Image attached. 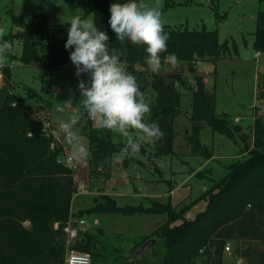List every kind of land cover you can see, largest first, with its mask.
I'll use <instances>...</instances> for the list:
<instances>
[{
  "label": "trees",
  "instance_id": "trees-1",
  "mask_svg": "<svg viewBox=\"0 0 264 264\" xmlns=\"http://www.w3.org/2000/svg\"><path fill=\"white\" fill-rule=\"evenodd\" d=\"M117 2L138 5V0H95L91 12L97 27L108 35L110 52L125 62L126 70L136 77L146 102L151 105L145 122L158 124L163 136L155 140H141L138 134L133 136V142L140 144L139 153H133L127 141L113 139L111 130L93 128L85 132L89 146L88 174L109 177L114 154L121 156L123 166L139 161L136 155L143 156L152 166L154 158L176 154L174 126L175 119L182 113V88L191 95V129L187 139L192 152L206 150L199 140L204 123L235 142L240 125L229 119L226 112H217L215 92L206 89L204 75L197 68L199 62L216 61L230 55L228 42L219 41L217 29L163 24L168 34V47L161 53V67L168 54L175 53L177 61L185 63L187 70L152 72L143 45L120 44L109 30V8ZM38 16L40 20L36 19ZM69 23L48 24L43 13H34L29 22L12 16L14 30L0 36L11 44L12 58L25 65L58 69L72 63L70 50L64 48ZM26 27L29 32L24 30ZM18 41L21 42L19 55L14 48ZM252 45L255 51L264 52V10L257 13ZM233 48L237 49L236 44ZM3 74L5 80L11 77L7 66L3 67ZM259 98L264 99V88ZM252 128L253 143L246 146L247 157L230 162L220 178H209L210 185L189 203L174 206L169 201L147 199L145 205H118L114 197L101 194L93 205L73 213L71 202L77 193L75 170L61 160L63 149L47 133L44 121L33 114L21 96L6 93L0 101V264H62L65 250L62 228L69 216L96 212L164 214V222L134 247L137 250L146 240L160 235L164 239L163 264H196L200 256L206 257L207 264H225L224 250L229 241L236 243L234 252L246 264H264L262 116L254 118ZM241 135L243 139L247 136L246 133ZM125 147L128 151L122 155ZM205 155L209 156L208 151ZM204 173L206 170H198L195 176L203 178ZM199 201H204V208L186 217ZM100 233L99 228L95 232L80 231L74 247L89 253L93 250L95 254L102 247L97 236Z\"/></svg>",
  "mask_w": 264,
  "mask_h": 264
},
{
  "label": "rangeland",
  "instance_id": "rangeland-1",
  "mask_svg": "<svg viewBox=\"0 0 264 264\" xmlns=\"http://www.w3.org/2000/svg\"><path fill=\"white\" fill-rule=\"evenodd\" d=\"M94 3L95 0H0V35L14 30L12 16L29 22L34 13H43L48 24L70 22L71 17L77 14L94 18L91 12ZM138 6L159 8L163 24L173 27L198 29L205 26L217 29L219 41L228 42L231 49L230 55L216 61L200 62L197 68L201 73L206 72L203 73L207 79L205 86L207 90L215 92L217 112H226L229 119L240 125L241 131L236 134L235 142L212 131L211 127L204 123L199 140L206 150L201 153L192 152L187 139L191 127L186 123L189 121L187 113L191 111V95L182 88V113L174 126L173 147L176 154L154 158L158 169H150L151 165L141 155L136 157L145 163L137 161L127 166L119 162L120 155L114 154L111 157V172L119 181L116 188L119 194L115 197L118 205H145V194L154 200L169 201L174 206L189 203L210 185L209 178H220L226 173L230 162L247 157L246 146L253 143V120L256 116H262L264 122V99L259 98L264 88V54L256 60L252 45L257 13L264 10V0H138ZM36 19L40 20V16ZM24 30L29 32L30 29L26 27ZM233 44H236L237 49L233 48ZM14 48L15 53L19 55L21 42H15ZM4 66L11 72L8 80H5L3 74ZM186 68L185 63L177 61L175 65H171L166 60L159 70L186 71ZM187 76L190 77L188 74ZM89 79L87 73L77 76L72 63L62 68L49 69L38 64L25 65L17 58H12L9 53L0 58V101L8 92L21 96L33 114L44 121L47 133L62 147L64 154H72V145L65 138L59 124L74 115L79 116L74 134L78 135L79 142L86 146L88 156L89 146L84 133L93 128L100 129L89 118L78 88L80 80L87 83ZM150 92L153 97L154 93L151 90ZM242 133L247 134L245 139L241 138ZM137 134L141 140H146L143 134H139L135 129L129 132L131 137ZM112 137L114 140L128 141V137L114 131ZM207 151L208 157L214 153L213 160H206ZM87 156L82 162L76 163L77 169H74L76 184H81L82 188L78 189L80 191L77 190L72 198L73 213L93 205V195L98 198L101 194L83 192L99 183L104 184L110 177L90 176ZM193 170H206L207 173L201 176L203 178H199L191 174ZM204 205V201H199L189 213L193 216L203 209ZM85 218L88 222L97 218L98 227L103 230L97 235L102 247L95 254L93 250L90 251L91 264H163L164 239L160 235L151 237L155 238V242L138 256L134 247L143 236L150 234L164 222V214L124 215L96 212L86 215ZM98 227L89 230L95 232ZM226 245L229 250H224L225 264H246L244 260L238 261L239 258L234 252L235 242L229 241ZM64 256L65 250L63 259ZM196 264H207L206 257H198Z\"/></svg>",
  "mask_w": 264,
  "mask_h": 264
},
{
  "label": "clouds",
  "instance_id": "clouds-1",
  "mask_svg": "<svg viewBox=\"0 0 264 264\" xmlns=\"http://www.w3.org/2000/svg\"><path fill=\"white\" fill-rule=\"evenodd\" d=\"M108 28L120 43L143 45L147 64L152 72L161 67V53L167 50L168 34L164 31L161 11L157 7L138 6L136 3H113L109 8ZM109 39L105 31L97 27L94 18L73 15L67 30L64 48L79 76L87 73L90 79L78 82L80 96L89 118L102 130H111L128 137L133 153H139L140 144L133 142L129 135L135 129L146 140L163 136L158 124L145 122L151 105L146 102L136 77L126 70L125 62L108 48ZM12 52V46L0 36V58ZM167 60L171 65L177 62L175 53H169ZM79 116L61 121L59 126L65 138L72 145L69 157L76 163L87 156V148L74 134ZM125 147L122 155L127 153Z\"/></svg>",
  "mask_w": 264,
  "mask_h": 264
},
{
  "label": "built area",
  "instance_id": "built-area-1",
  "mask_svg": "<svg viewBox=\"0 0 264 264\" xmlns=\"http://www.w3.org/2000/svg\"><path fill=\"white\" fill-rule=\"evenodd\" d=\"M263 52L255 51V58L258 59ZM71 154L65 153L61 158L63 162L71 167L73 170L77 169L76 162L72 161L69 157ZM60 160V159H59ZM79 187V188H78ZM82 188V185L77 186V190ZM80 191V190H78ZM77 191V192H78ZM172 190L169 192L171 193ZM191 214L188 212L186 217H190ZM86 216H75L74 214L70 215L66 223L64 224L62 231L65 238V256L62 264H91L92 255L87 251H80L74 247L75 242L78 240V235L80 231L89 230L92 227H95L99 224L97 218H93L91 222H88L85 218ZM55 226H58V223H55ZM226 250H229V246H225ZM238 261H242L241 258Z\"/></svg>",
  "mask_w": 264,
  "mask_h": 264
},
{
  "label": "crops",
  "instance_id": "crops-1",
  "mask_svg": "<svg viewBox=\"0 0 264 264\" xmlns=\"http://www.w3.org/2000/svg\"><path fill=\"white\" fill-rule=\"evenodd\" d=\"M263 54H264V52H263ZM262 54V55H263ZM262 55L260 56V57H262ZM259 57V58H260ZM258 58V59H259ZM256 59V58H255ZM257 60V59H256ZM199 65H200V62L197 64V67L199 68ZM204 74H206V72L204 71L203 72ZM203 74V75H204ZM204 79H205V85H206V77H205V75H204ZM188 114V119H189V113H187ZM180 116V115H179ZM178 116V117H179ZM177 117V118H178ZM237 117V116H236ZM177 118L175 119V121L177 120ZM186 123H187V125H190V121H186ZM214 156V153H212V155L210 156V157H207L206 158V160H213V157ZM119 162L121 163V157H120V159H119ZM138 162H140V163H145L143 160H141V159H139V161ZM122 164V163H121ZM155 168V169H158V168H156V165L154 164V161H153V164H152V166H150V169H152V168ZM197 171V170H196ZM195 170H193L192 172H191V174H195V172H196ZM123 177V176H122ZM125 178H127L126 176H124ZM125 181H126V179H125ZM118 184H119V181L115 178V177H113V173L111 172V175H110V177L108 178V179H106V181H105V183L104 184H102V183H99L98 185H96V186H94L93 188H90L89 187V189L88 190H86V191H84L83 193H87V194H96V193H99V194H107V195H110V196H112V197H116V195H118L119 194V192H117V190H116V188H117V186H118ZM93 197H94V199H93V202H95L96 201V198H95V196L93 195ZM144 197H145V200H147V199H152V198H150V196L149 195H147V194H145L144 195ZM115 200H116V202H117V199L115 198ZM154 200V199H153ZM87 208V207H86ZM72 210V209H71ZM99 226V224L97 225V227ZM96 227V226H95ZM99 229H101L100 227H98ZM97 228V229H98ZM102 230V229H101ZM103 231V230H102Z\"/></svg>",
  "mask_w": 264,
  "mask_h": 264
},
{
  "label": "water",
  "instance_id": "water-1",
  "mask_svg": "<svg viewBox=\"0 0 264 264\" xmlns=\"http://www.w3.org/2000/svg\"><path fill=\"white\" fill-rule=\"evenodd\" d=\"M155 242V238H150L148 240H146L145 242H143L138 249L136 250V253L139 254L141 252H144L148 249V247H150V245H152ZM50 253V251H49Z\"/></svg>",
  "mask_w": 264,
  "mask_h": 264
}]
</instances>
